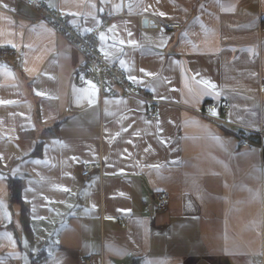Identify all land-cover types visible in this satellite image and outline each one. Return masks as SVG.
Returning a JSON list of instances; mask_svg holds the SVG:
<instances>
[{
	"label": "crops",
	"instance_id": "obj_1",
	"mask_svg": "<svg viewBox=\"0 0 264 264\" xmlns=\"http://www.w3.org/2000/svg\"><path fill=\"white\" fill-rule=\"evenodd\" d=\"M37 1L84 33L109 9L96 46L160 115L118 89L100 97L81 53L0 0V264H264V136L242 149L192 111L226 100L230 122L264 129V0ZM88 163L100 169L82 178Z\"/></svg>",
	"mask_w": 264,
	"mask_h": 264
},
{
	"label": "built area",
	"instance_id": "obj_2",
	"mask_svg": "<svg viewBox=\"0 0 264 264\" xmlns=\"http://www.w3.org/2000/svg\"><path fill=\"white\" fill-rule=\"evenodd\" d=\"M26 6L36 10L38 21H44L52 29L63 36L70 45H72L84 57L83 76L88 77L96 86L99 96L112 95L115 89H118L125 96L136 97L142 101L153 103L151 108L145 110V118L153 121L159 118V101L152 99L149 95L141 93L129 81L125 71L117 64L108 62L96 46V40L101 29L112 17L109 9H105L101 16L100 23L93 27L89 32H82L81 29L71 23L64 15L54 8H50L37 0H22ZM167 28H177L178 24H168ZM11 51L5 46H0V59H7ZM260 93L264 92V83L259 86ZM192 111L211 121L221 123L236 129V138L238 146L242 149L253 151L262 149L260 140L264 136V129L251 131L244 127L233 124L228 120L229 103L221 100L218 103L207 102L201 107L192 109ZM100 164H85L79 172L82 178L88 177L92 170L99 171ZM169 202V195L166 192H155L153 194V208L156 212L166 209ZM79 264H92L88 257H79Z\"/></svg>",
	"mask_w": 264,
	"mask_h": 264
},
{
	"label": "trees",
	"instance_id": "obj_3",
	"mask_svg": "<svg viewBox=\"0 0 264 264\" xmlns=\"http://www.w3.org/2000/svg\"><path fill=\"white\" fill-rule=\"evenodd\" d=\"M11 189V201L17 203L21 206L22 220H26V207L20 199V191L22 188V183L19 180H13L9 184Z\"/></svg>",
	"mask_w": 264,
	"mask_h": 264
},
{
	"label": "snow or ice",
	"instance_id": "obj_4",
	"mask_svg": "<svg viewBox=\"0 0 264 264\" xmlns=\"http://www.w3.org/2000/svg\"><path fill=\"white\" fill-rule=\"evenodd\" d=\"M161 15H163V13H161ZM101 39L103 40L104 39V37L103 36H101ZM134 43V42H133ZM123 64H124V62L123 61H121V65L123 66ZM141 71H143V70H141ZM146 74H148V73H146ZM150 75V74H149ZM131 79L133 80V81H135V77H131ZM203 83H205V85L207 86V87H209V88H212V87H214L213 85H211L209 82H207V81H204Z\"/></svg>",
	"mask_w": 264,
	"mask_h": 264
},
{
	"label": "water",
	"instance_id": "obj_5",
	"mask_svg": "<svg viewBox=\"0 0 264 264\" xmlns=\"http://www.w3.org/2000/svg\"><path fill=\"white\" fill-rule=\"evenodd\" d=\"M147 24H148V19H146V18L142 19V26L146 27ZM150 24H152V22H150Z\"/></svg>",
	"mask_w": 264,
	"mask_h": 264
}]
</instances>
